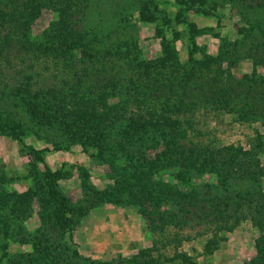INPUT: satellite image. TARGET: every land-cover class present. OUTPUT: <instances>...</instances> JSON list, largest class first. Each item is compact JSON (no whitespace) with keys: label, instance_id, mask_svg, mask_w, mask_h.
<instances>
[{"label":"rangeland","instance_id":"rangeland-1","mask_svg":"<svg viewBox=\"0 0 264 264\" xmlns=\"http://www.w3.org/2000/svg\"><path fill=\"white\" fill-rule=\"evenodd\" d=\"M50 33L65 38L61 46ZM110 41L122 44L110 53ZM55 48L66 58L54 56ZM141 72H157L162 92L184 95L175 103L190 109L192 124L181 141L246 151L264 192L262 8L241 0H0V264H40L47 252L43 264H249L258 255L264 232L248 220L215 234L203 227L150 231L142 210L180 215L169 199L133 187L135 165L145 170L144 156L155 160L163 144L136 154L122 144L117 150L107 123L82 122L73 109L72 129L60 126L42 105L6 94L18 81L34 84L39 100H64L66 117L81 93L98 97L86 77L123 83ZM113 92L119 98L108 97L110 105L124 98L123 90ZM147 170L184 188L178 166ZM183 235L190 237L174 241Z\"/></svg>","mask_w":264,"mask_h":264},{"label":"trees","instance_id":"trees-1","mask_svg":"<svg viewBox=\"0 0 264 264\" xmlns=\"http://www.w3.org/2000/svg\"><path fill=\"white\" fill-rule=\"evenodd\" d=\"M241 1L248 3L249 7L255 6L264 10V0ZM92 30V28H87L86 34H90ZM76 33L78 32H72L71 35L76 37L78 36ZM50 35L61 46L60 44L65 38H60L58 33H50ZM91 44L92 42L86 41V45H90L86 51L89 54L92 51ZM120 44L122 43L110 41L105 50L112 53L114 47ZM72 47L70 43H65L66 50L70 51ZM63 50L55 48L51 49V52H54V56L60 54L65 59V54H62ZM97 53L98 50L93 56L94 58ZM134 59L135 56H133ZM153 70L156 69L153 68ZM156 74L157 72H147L145 76H142L143 72H141L132 81L130 78L123 79L122 77L123 83H117L116 77L106 75H102L103 80L100 76L97 77L96 83L86 77L89 84L98 86L97 95L99 98L83 96L81 93L78 103L70 106L72 109H68L66 117H64L61 104L64 100H55L54 98L48 102L39 100L42 90L38 88L31 91L30 86L34 84L28 85L18 81L16 85L6 89V94L18 96L22 102H36L42 105L45 107V112H49V120L58 121L61 119L60 126L61 123H65L66 127L72 129L73 123L68 118L74 115L73 109L79 111L80 116L77 115V118L82 122L90 119L94 126L107 123L111 131L109 135L118 139L114 146L117 150L125 145L122 148L126 147L125 150L136 154L147 149H156L160 143L163 144L162 150L156 152L155 160L146 159L144 156L145 170L141 166L139 168L135 165L139 172L138 177L133 179V187L146 194H151L152 198L157 194L156 197L159 200H162L161 197L169 199L178 207L180 215L171 211H155L154 216L151 214L148 216L149 212L142 210L141 213L151 232L155 230L164 232L171 226L177 229L203 227L205 230L210 229L215 234L220 230L232 228L244 220L250 221L260 233L264 232V192L260 190L259 180L254 175L258 164L250 161L252 157H249L247 152L242 149L232 153L229 147L214 150L201 143L198 145L188 140L181 141L187 139L188 130L186 128L192 124L189 115L190 109L186 105L175 103V101L184 100L183 94L162 92L161 78ZM103 81L109 87L110 92L107 94L103 91V85L99 84ZM119 89L124 92L123 100L118 99L115 105H110L107 98L116 95L118 97V94H114L113 91ZM167 94L171 95L167 96ZM75 95L76 93H73V96ZM43 98V96L40 97V99ZM130 104L136 106L131 107ZM74 127L77 131L80 130L76 124ZM125 138L124 144L119 143ZM141 139L142 142L139 141ZM149 140L150 143H148ZM159 165L178 166L180 171L176 172L175 179L184 188L152 178L153 174L147 168L154 171ZM205 175H211L212 178L195 182L197 177L201 178ZM248 181L249 183H247ZM140 198L143 197L140 195ZM188 237L190 236H178L174 241H181ZM258 238H260L258 242H261L260 250L249 264H264V234H260ZM46 255H49V252L40 255V264H43ZM50 255L53 256V253ZM82 260L84 261V258ZM66 264L69 263L66 261Z\"/></svg>","mask_w":264,"mask_h":264}]
</instances>
